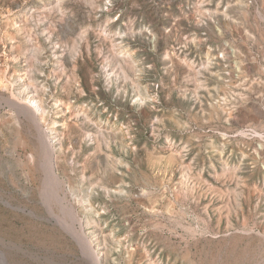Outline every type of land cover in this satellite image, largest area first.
I'll use <instances>...</instances> for the list:
<instances>
[{"label":"rangeland","instance_id":"obj_1","mask_svg":"<svg viewBox=\"0 0 264 264\" xmlns=\"http://www.w3.org/2000/svg\"><path fill=\"white\" fill-rule=\"evenodd\" d=\"M0 264H264V0H0Z\"/></svg>","mask_w":264,"mask_h":264},{"label":"bare ground","instance_id":"obj_2","mask_svg":"<svg viewBox=\"0 0 264 264\" xmlns=\"http://www.w3.org/2000/svg\"><path fill=\"white\" fill-rule=\"evenodd\" d=\"M31 101L33 102V105H34V107H33L35 109L34 111H36V112L39 111L40 108H39L38 103L33 101V100H31Z\"/></svg>","mask_w":264,"mask_h":264}]
</instances>
